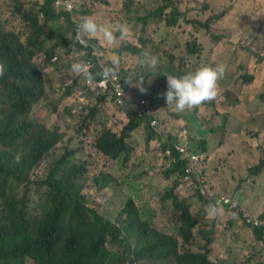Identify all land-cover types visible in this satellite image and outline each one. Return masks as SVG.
I'll return each mask as SVG.
<instances>
[{
    "label": "clouds",
    "instance_id": "obj_1",
    "mask_svg": "<svg viewBox=\"0 0 264 264\" xmlns=\"http://www.w3.org/2000/svg\"><path fill=\"white\" fill-rule=\"evenodd\" d=\"M121 11H123L121 7L118 9L111 8L108 0L107 3L95 0H32L28 6L15 0L12 15L23 25L24 29L22 31L11 28H8L9 31L0 29V37L6 39L8 33L14 34L20 38L21 42L25 43L29 33L26 14L30 13L41 28L40 41L42 43L50 39L52 34H56L55 38L58 39V43L52 45L58 44L57 48H60L52 54L51 59H46L44 54L32 58L40 66L39 69L32 63L35 68L32 82L35 87L40 86L43 90L44 79L51 78L50 73L54 75V79L51 78V83L46 89L51 91L56 99L52 105V112L56 113L60 107L66 105L68 107L66 126H72L74 131L66 139L63 152L51 160L50 166L42 175L38 176V180L46 176L56 160L64 158L63 169L75 166L79 170L78 188L83 204L106 218V212L100 210L98 205L91 204L82 189H93V196L98 192H105L109 201L113 200L115 195H119L122 205L117 216L114 219L111 216L110 218L115 220L117 223L115 224L120 228L131 227L134 229L136 226L142 227L152 224L149 214L153 207H148V213L143 212L137 202L138 198L134 199L133 195L142 192L144 186L137 169L142 163L151 159L154 153L162 154L165 162L170 161L165 163L161 175L162 180L166 183L159 193L158 203L172 208V205H175L172 204L173 196H177V194L180 195V200L187 203L185 196L179 193L182 188L183 190L186 188L187 183H192V178L195 177V161L193 159L203 154L190 152L192 148L190 143L198 142L200 139L207 140V129L201 128L200 125L199 127L194 125L192 127L195 128V131L190 127L187 133L183 127L188 125L186 122L180 127L171 122H174V114L183 115L200 104L207 106L209 102L218 100L219 97L227 94L228 91L224 93L222 86L227 65L224 63L193 62L192 57L196 48L193 43L188 47L187 55L181 61L185 72L182 70L174 71L175 68L169 66V73L158 76L156 74L160 65L158 58L150 53H144L142 62L148 65L145 67L150 73L149 76L154 73V80L149 83L147 79H143L144 89L141 88L139 84L142 81L137 84L134 83L138 82L140 77L135 80L132 67L125 66L124 63H115L112 71L103 57L106 54L103 49L116 48L120 42L128 40L130 37L127 25L120 23L118 19V14ZM163 11L162 8L156 11L152 9L147 11L146 15H149V20H153L160 18ZM52 21H58L59 25L68 24L66 27L69 31L66 32L65 27L55 31L53 27H50ZM48 28L50 31L45 32L44 30ZM47 32L49 33L46 34ZM3 73L4 68L0 64V82ZM255 81L256 78L250 83H245L242 77L243 85H249ZM109 87H112L114 100L109 101L105 105V109L107 107L109 109L112 105L114 109L121 110V112L114 113L112 115L113 120L110 123L106 121L103 125L105 126L104 129H109L115 133V138L123 144L122 150L116 157L103 153L95 146L97 138L104 129L94 127L90 121L82 120L89 116L90 109L93 107L90 105L94 101L96 103V98L99 97L100 92ZM42 94L43 91L35 100L26 104V112L30 111L31 106L39 100ZM17 104L18 98L0 86L1 124H5L3 122L7 113L14 109ZM161 108L165 109L159 111ZM129 111L142 118L143 122L129 131L128 137H123L120 132L129 121ZM97 113L98 111L95 112V118ZM214 113L220 118L224 117L221 113L215 111ZM183 117L190 118L189 115ZM220 126L222 125H218V127ZM111 127L119 129L120 132L110 129ZM199 130H202L204 134L201 135L202 131ZM63 139L64 131L61 130L56 147L63 142ZM153 140L160 144L151 143ZM0 147L3 160L13 155L11 147L1 144ZM102 156H106L112 162L111 167L104 172L100 170ZM178 161H182L184 164L182 172ZM90 165L97 166V170L90 172ZM176 166L179 167L176 168ZM145 173L146 171H143V174ZM198 175L200 178L202 177L201 173ZM97 180L105 181L104 186L95 183ZM205 182L206 184H203V181L198 183L202 194L199 196L200 205L203 206L200 215H196L191 209L195 220V224L191 228L193 244L198 242L196 241L195 230L201 220L209 218L207 217L209 212L214 215L211 217L212 221L218 217H224L229 223L241 219L240 216H237L236 219L231 217V215L235 216L239 210V204L230 198L231 194H222L220 188H210L211 185L207 181ZM94 184L97 188L93 186ZM46 187L53 193L52 212L57 221H63L71 212H76L75 204L64 194L57 182ZM212 190L216 192V195L208 197L207 193L212 192ZM4 192L0 190V219L6 201V193ZM31 195L35 197V202L32 204H30ZM39 205L40 196L32 189L26 200V210L30 216L37 217L39 215ZM126 205L128 206L126 207ZM219 205L221 206L219 207ZM238 214L240 215L239 212ZM241 223L249 230L253 243L256 242L264 249V209L258 215L244 214ZM211 226L212 233L206 235L205 229H203L201 232L206 240L199 245V248L193 246L192 251L204 252L207 249V258L210 264H216L217 261L210 256L214 244V227ZM83 240L85 239L81 236L75 240H70L67 244L70 249H65V246L57 249L51 239L37 241L31 252L25 256L24 264H37V260L44 257L51 258L53 264H125L121 260L120 252L115 250L112 244L104 243L106 253L99 251L93 258L83 249L81 244ZM218 261L222 262L223 259L220 257Z\"/></svg>",
    "mask_w": 264,
    "mask_h": 264
},
{
    "label": "rangeland",
    "instance_id": "obj_2",
    "mask_svg": "<svg viewBox=\"0 0 264 264\" xmlns=\"http://www.w3.org/2000/svg\"><path fill=\"white\" fill-rule=\"evenodd\" d=\"M14 1L0 0V29L2 31H9L8 28L20 31L24 29L23 25L12 15ZM17 1L28 6L32 0ZM108 2L111 8L121 7L123 10L118 14V19L120 23L127 25L130 37L120 42L116 48L103 49V51L111 58L118 55L125 66L132 67L135 80L140 77L139 81L134 83L142 81L139 84L141 88L144 89L143 79H147L149 83L154 80V73L149 76L150 73L145 67L148 65L142 62L144 53H150L158 58V63H160L159 71L156 73L158 76L169 73V66L175 68L174 71L185 72L181 61L187 55L188 47L193 43L196 47L192 57L193 62L227 65L222 84L223 90L224 93L228 91L227 95L231 99L240 98L239 111L234 109L231 117L220 118L215 115L213 105L200 104L183 115L174 114V122H171L179 127L186 122L188 125L183 127L187 133L190 127L200 125L201 128L207 129L208 137L204 143L205 148L200 146L201 142L199 146L197 141L190 143L192 149L203 154L193 159L196 178L193 177L192 183H187L186 188L184 190L182 188L179 194L185 196L190 211L192 209L196 215H200L203 206L200 205L199 196L202 194L198 183L203 181V184H206L205 181H207L211 185L210 188L215 189L219 182L221 186L227 187L228 194H231L230 198L239 204L240 215L237 212L235 216L231 215L232 218L236 219L240 216L242 219L244 214L249 213L258 215L264 209V167L257 175L251 174L250 167L255 165L259 158L264 157V117L256 110L253 95L250 94L256 88L257 80L252 84L243 85L242 77L246 70L260 72L264 77V24L257 38L247 37V34L242 32L237 22V18L245 7L242 0H108ZM160 8L164 9L162 16L149 20V15H146L147 11L152 9L156 11ZM219 12H223L224 16L219 20L213 19ZM171 14L176 17L173 24L167 22ZM67 25H59L58 21H52L50 27H53L55 31L65 27L68 32ZM203 25H207V28ZM47 30L50 31V28L44 31ZM12 37L14 34H7V39ZM55 37L56 34H52L50 39L41 43L43 48H49L52 44L58 43ZM136 45H138L137 49ZM58 46V44L55 45L53 53L60 48H57ZM127 46L135 48L136 51L126 50ZM245 47H250L254 51L248 53ZM31 62L40 69L33 59ZM50 77L54 79L52 73ZM51 78L44 79L43 94L29 111L30 114L43 119L48 124L56 118V113L52 112V105L56 101L55 96L51 94V91L46 90L51 83ZM256 93L264 95V79ZM94 104L95 101L90 106ZM164 109L161 108L159 111ZM120 112L121 110L114 109L111 105L109 109L107 107V109L99 110L96 118L94 114L93 117L87 116L82 120L90 121L94 127L103 130L105 128L103 124L106 121L110 123L113 120L112 115ZM184 115H189L190 118L187 119L183 117ZM218 125H222L223 129H220ZM110 129L120 132L115 127ZM61 130L64 131L63 142L54 149L51 158L40 167L38 176L50 166L54 157L63 152L64 143L73 133L74 128L67 127L64 122ZM192 130L195 131V128L192 127ZM151 143L160 144L155 140ZM166 162L162 154L154 153L151 159L142 163L137 171L144 186L142 192L133 195L134 199L138 198L137 202L143 212L148 213V207H153L149 214L151 222L160 229L167 226L171 213L168 205L158 203L159 193L166 183L161 177ZM111 165L112 162L106 156L101 157L100 170L102 172L108 170ZM89 170L94 172L97 166L90 165ZM143 171L146 173L143 174ZM199 173H201V178ZM247 173L250 177L245 175ZM230 177H234L232 183L227 180ZM240 179L243 181L240 182ZM93 186L97 188L95 184ZM82 192L86 193L91 204L98 205L100 210L106 212V218L116 223L111 218L114 219L117 216L122 205L119 195H115L113 200L109 201L105 192H98L94 196L92 195L93 189L83 188ZM214 195H216L214 190L207 193L208 197ZM30 199V204L35 202L33 195ZM213 216L209 212L207 215L209 218L200 221L195 230L198 242L194 243V248H199V245L206 240L201 231L205 229L206 235L211 234L213 230L211 225H213L214 244L210 256L217 261L216 264H264L263 247L256 242L253 243L249 230L241 223V219L229 223L224 217H218L212 221ZM175 218L174 213L173 219ZM220 257L223 259L222 262L218 261Z\"/></svg>",
    "mask_w": 264,
    "mask_h": 264
},
{
    "label": "trees",
    "instance_id": "obj_3",
    "mask_svg": "<svg viewBox=\"0 0 264 264\" xmlns=\"http://www.w3.org/2000/svg\"><path fill=\"white\" fill-rule=\"evenodd\" d=\"M95 1L107 3V0ZM242 2L245 7L237 18L238 25L247 37L257 38L264 24V0H242ZM235 12L237 13L236 9ZM223 16L224 13L219 12L213 19L219 20ZM26 20L29 24V33L25 43L21 42L18 36L10 39L0 37V64L4 68L0 86L18 98L16 107L7 113L3 122L5 124L0 123V144L11 147L13 153L5 160L0 154V190L6 193L3 215L0 219V264H24L25 256L40 240L51 239L57 249L64 246L65 249H70L68 242L78 236L85 239L81 243L83 249L93 258L99 251L106 253L104 243H110L120 252L121 260L125 264H210L207 249L204 252L192 251L194 244L191 228L195 220L189 205L184 200H180L178 194L173 196L172 204L175 205H172L165 228L160 229L159 226L155 227L151 224L136 226L134 229L131 227L123 229L83 204L78 188L79 170L75 166L63 169L64 158L56 160L46 176L38 180L40 167L51 158L56 148L61 126L67 120L68 107L66 105L60 107L51 124L25 111L26 104L35 100L43 91L40 86L33 85L35 68L31 59L41 54L46 55V59H51L55 48V45L43 48L40 41L41 28L32 14H26ZM175 20L176 17L171 14L167 22L173 24ZM203 27L207 28V25ZM125 49L136 51L129 46ZM245 49L248 53L254 51L250 47ZM103 57L112 71L115 63L123 64V60L118 55L111 58L105 54ZM254 78L257 80V85L250 94L253 95L256 110L264 117V95L256 93L264 77L260 72L252 70H246L243 74L245 83H250ZM239 99H231L226 94L218 100L209 102L207 106L213 105L215 112L229 118L234 109L239 111ZM111 100H114L112 87L101 91L96 103L90 109L89 116L93 117L96 111L105 109V105ZM128 117L129 121L120 132L123 137H128V132L143 122V119L132 111L128 112ZM219 128L223 129V126ZM203 134L201 132V135ZM115 136L116 134L109 129H104L96 140V148L116 157L122 150L123 144ZM204 143L205 140L200 139L198 146L200 144L205 148ZM190 152L200 154V151L192 148ZM181 163L182 161H178L182 172L184 164ZM263 167L264 157H261L250 167L251 174L257 175ZM245 175L250 177L248 173ZM227 180L232 183L234 177ZM242 181L243 179H240V182ZM53 182L61 186L64 194L77 208L76 212H71L63 221H57L52 212L53 193L46 186ZM95 183L104 186L105 181L97 180ZM217 183L215 188H220L222 194H228L227 187ZM32 189L40 196V210L37 217L30 216L26 210L27 195L31 194ZM174 213L175 219H173ZM37 264H53V260L47 257L39 258Z\"/></svg>",
    "mask_w": 264,
    "mask_h": 264
}]
</instances>
